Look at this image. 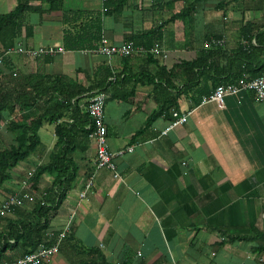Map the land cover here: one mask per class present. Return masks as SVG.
I'll list each match as a JSON object with an SVG mask.
<instances>
[{
	"label": "crops",
	"instance_id": "1",
	"mask_svg": "<svg viewBox=\"0 0 264 264\" xmlns=\"http://www.w3.org/2000/svg\"><path fill=\"white\" fill-rule=\"evenodd\" d=\"M169 1L129 0V8L120 15H105L107 0H100L99 10H84V20H71L67 28L62 24L64 7L25 16L24 23L33 26V34L30 38L23 34L17 45L32 50L63 48V52L39 57L12 53L15 70L24 75H66L85 88L95 86L94 94L105 79L100 76L99 80V68L107 66L115 76L110 79H118L106 93L108 147L113 153L133 147L114 160L117 175L99 170L92 188L81 198L95 168V145L90 139L87 144L78 140V146H85V157L78 160L76 178L49 232L60 233L69 225L66 236L73 235L84 247H98L113 264H264V254L256 250L263 244L261 239L229 241L254 232L264 235V101L244 92L227 96L223 108L215 102L202 103L204 95L195 103L188 91L175 106L173 97L181 84L176 83L175 90L153 78L151 74L159 68L156 63L140 55L108 59L94 50H69L63 39L66 31L81 40L99 22L101 37L118 45L160 27V44L168 52V59L161 62L167 69L178 60L193 58L197 50L219 49L213 72L206 71L201 78V91L206 93L212 92L214 73L218 81L226 82L261 73L264 44L256 46L255 37L264 32V0H245L236 7L232 0H201L191 25L194 39L186 35L182 21L168 22L187 0L173 3L180 9ZM16 3L0 0V9L9 5L11 11ZM159 9L165 10L162 18ZM75 16L80 15L75 11ZM259 38L264 41V35ZM212 40H223V44L215 46ZM242 47L248 50L242 52ZM175 112L186 116V122L162 134ZM38 136L43 154L38 163L42 164L54 151V127L44 125ZM31 168L21 169L25 174L20 180L33 172ZM49 186L48 178L41 179V192ZM16 187L12 194L27 190L22 184ZM0 194L1 203L10 193ZM61 262L69 264L59 251L48 264Z\"/></svg>",
	"mask_w": 264,
	"mask_h": 264
},
{
	"label": "trees",
	"instance_id": "2",
	"mask_svg": "<svg viewBox=\"0 0 264 264\" xmlns=\"http://www.w3.org/2000/svg\"><path fill=\"white\" fill-rule=\"evenodd\" d=\"M128 1L107 0L104 14L120 15L129 8ZM244 1L232 0L231 3L236 7L242 6ZM175 2L177 0H170L168 3ZM198 3H201V0L184 1L183 8L168 20V22L180 20L185 23L188 31L186 35L193 39L191 25L194 24L193 15L198 11ZM63 7L64 0H17L10 12L0 14V65L2 66L0 67V126L4 124L7 132L13 137L12 143L3 146L0 150V193L12 194L18 190L17 187L13 189L15 186L12 182V171L21 163H30L33 167L30 177L32 185L28 192L34 193L32 204L12 207L7 216H0V264L15 262L18 258L34 253L41 247L48 248L56 243L59 233L49 232L51 220L76 178L78 160L85 157V146L82 148L78 146V140L82 139L85 144L89 142L88 126L91 124V119L86 108L89 98L93 95L92 91L96 89L95 86L85 88L77 80L66 75L41 72L24 75L15 70L10 59L12 54L10 50L17 45L18 39L23 34L26 38H30L33 34V26L24 23L27 14H50L61 11ZM67 12L70 13L65 9L61 12L64 23L69 17L66 15ZM67 23L69 24V21ZM159 28L151 30L142 38H132L131 41L146 48L160 44L162 37ZM65 30L70 29L65 28ZM259 35H264V32L255 37L256 46H263L264 41L260 40ZM63 39L69 50H95L101 39V23L97 22L91 35L81 37L82 44H78L81 41L79 37L66 31L63 33ZM241 49L242 52L248 50L243 47ZM218 50L215 48L197 50L193 58L178 60L169 69L163 66L161 59L150 53L140 56L158 65L160 72L151 74L153 78L163 80L165 85L175 90L176 83L181 84L180 90L173 97V105L176 106L182 93L192 92L190 98L195 103H199L201 95L209 96L219 84H232L242 77L252 79L256 78L253 76L259 77L264 74V62L260 69L261 73L242 75L234 82H226L223 79L218 81L214 73V77L210 79L214 84L212 92L201 91V78L207 73L206 71L213 72V60ZM99 72V80H101L100 76H104L105 79L97 86L108 94L109 88H114L118 79L113 80L115 76L107 66H101ZM111 97L115 96L111 93ZM156 116L157 114L153 118ZM44 125L54 127L56 144L47 161L40 164L32 159V155L42 145L38 130ZM43 178H48L50 181L45 196L40 190V181ZM19 186L21 188V184H18ZM5 200L6 197L3 201ZM3 201L0 203V208ZM253 234L230 237L229 241H252L259 238L263 244L256 250L264 254V235L257 232ZM59 251L69 264H113L108 262L101 249L84 247L71 234L63 238Z\"/></svg>",
	"mask_w": 264,
	"mask_h": 264
},
{
	"label": "built area",
	"instance_id": "3",
	"mask_svg": "<svg viewBox=\"0 0 264 264\" xmlns=\"http://www.w3.org/2000/svg\"><path fill=\"white\" fill-rule=\"evenodd\" d=\"M212 43L215 44V46H221L223 44V40H212L210 44ZM206 46H208V44H206ZM10 52L31 57H39L42 55L53 56L57 53L63 52V48L55 49L53 47H40L36 50H32L16 45L12 50H10ZM147 53L154 55L162 61H166L168 59V52L160 44H154L150 48L137 45L133 41H125L121 44L113 45L110 44L105 37H101L96 49L94 50V54L104 56L108 59H112L114 57L122 59L136 55H145ZM244 92H253L259 101H264V74L252 79L242 77L237 82L232 84H220L215 88L212 94L202 98V103L215 102L224 108V99L227 96H235ZM106 100L107 94L102 90H99L89 98L87 104V113L91 119V124L88 126L89 139L94 142L95 145V168L89 174L84 183V188L80 195L81 198H84L87 192L92 188L96 173L99 170L107 169L117 175L114 160L117 157H121L125 152L133 151V147H128L124 151L121 150L114 153L109 150L107 142V128L104 120ZM173 119V122L165 131L162 132V134H166L172 128L186 122V116H180L176 112L173 113ZM31 175L32 171L28 172L21 180L22 187L27 190L31 189ZM45 195L46 194L44 192L43 196ZM33 202V192L7 195L6 200L3 201L1 205L0 216H7L12 207H22L25 204H32ZM68 231L69 225H66L59 233L56 243L48 248L41 247L34 253L27 254L24 257L18 258L15 262L8 264H48L50 260L59 252L60 243Z\"/></svg>",
	"mask_w": 264,
	"mask_h": 264
},
{
	"label": "rangeland",
	"instance_id": "4",
	"mask_svg": "<svg viewBox=\"0 0 264 264\" xmlns=\"http://www.w3.org/2000/svg\"><path fill=\"white\" fill-rule=\"evenodd\" d=\"M93 1H94V3H92V5H82V4L79 3L80 0H65L64 1V9L67 10V11H70V13L69 12L66 13V15L69 16L68 19L66 20V23L62 22V24L64 25V27L67 28V21L71 22V20H77L78 18L84 20L85 16H83V15L81 16L82 13L80 11L83 12L84 10H90V9H93V10H96V11L99 10L100 9V5H99V1L100 0H93ZM14 6H13V8H14ZM65 6H67L68 8H71V10H68V8H66ZM172 6L174 8L180 9V6L179 5L172 4ZM75 11H76V14L77 15H80V16H78V17L75 16ZM164 11L165 10L159 9L158 10V17H161L162 18L163 14H164ZM8 12H10V6L9 5H4L3 8L0 9V14H4V13H8ZM188 19H189V17H188ZM184 33H185V31H184ZM178 44H180V42ZM44 128L46 130H48V131L50 130L48 128V126H45ZM12 141H13L12 135L7 132L6 128L3 125H1L0 126V150L3 148V146L12 143ZM41 157H43V154H41V149H38L32 155V159L35 162H38ZM30 166H27V163H21L19 165L20 168H19L18 171H16L18 168H16V170H13L12 171V182H14L13 186H15V187L18 186V184H20V182H21L20 177L23 174H25L23 172V170H21V169L26 168V169H30L31 170L32 169L31 168L32 166L31 167ZM24 192H28V190H23L21 193H24ZM0 200H1V196H0ZM61 264H63V263L61 262Z\"/></svg>",
	"mask_w": 264,
	"mask_h": 264
}]
</instances>
